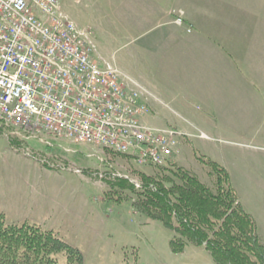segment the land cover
Listing matches in <instances>:
<instances>
[{
  "label": "rangeland",
  "instance_id": "374dc122",
  "mask_svg": "<svg viewBox=\"0 0 264 264\" xmlns=\"http://www.w3.org/2000/svg\"><path fill=\"white\" fill-rule=\"evenodd\" d=\"M120 1L59 3L64 15L91 32L94 60L116 67L127 86L141 87L153 102L155 109L148 105L141 124L184 132L178 152L164 165H139L130 155L64 137L26 133L0 121V215L4 224H35L51 230L79 250L82 264H215L203 245L189 241L183 252L173 253L169 242L178 235L142 212L137 205L143 198L141 189L132 182L141 185L144 175L169 186L179 182L176 172L183 169L215 191L216 173L204 158L226 169L239 203L252 216L264 244V97L263 109L257 113L254 109L230 112L221 115L229 119L214 125H167L166 119L182 122L181 118L188 117L175 107L159 106L151 95L150 81L161 72L154 61L159 51L150 43L154 38L160 41L168 26L140 34L132 24L136 15L132 12V22L125 27ZM179 4L176 0L179 8L170 10L174 24L177 11L186 15ZM230 117L238 118L237 122ZM52 256L58 264H66L64 251Z\"/></svg>",
  "mask_w": 264,
  "mask_h": 264
},
{
  "label": "built area",
  "instance_id": "2783aa9c",
  "mask_svg": "<svg viewBox=\"0 0 264 264\" xmlns=\"http://www.w3.org/2000/svg\"><path fill=\"white\" fill-rule=\"evenodd\" d=\"M176 12L175 23H183ZM89 30L64 15L59 0H0V121L20 131L64 137L166 164L180 132L141 124L149 112L139 88L93 58ZM138 185V184H136Z\"/></svg>",
  "mask_w": 264,
  "mask_h": 264
},
{
  "label": "crops",
  "instance_id": "0c3cea01",
  "mask_svg": "<svg viewBox=\"0 0 264 264\" xmlns=\"http://www.w3.org/2000/svg\"><path fill=\"white\" fill-rule=\"evenodd\" d=\"M180 1L186 12L183 26L171 19L170 10L176 7V0L120 1L126 15L121 24L125 27L132 22V12L136 14L132 24L140 29V34L168 26L160 41L154 38L150 43L151 48L159 51L154 61L161 72L150 81L154 89L151 95L159 106L175 107L188 117L181 118L182 122L166 119V124L214 125L220 119H229L221 115L230 112L262 110L264 1ZM252 1L258 5H252ZM189 26L191 30L187 31ZM146 99L154 110L153 102Z\"/></svg>",
  "mask_w": 264,
  "mask_h": 264
},
{
  "label": "trees",
  "instance_id": "16d2710c",
  "mask_svg": "<svg viewBox=\"0 0 264 264\" xmlns=\"http://www.w3.org/2000/svg\"><path fill=\"white\" fill-rule=\"evenodd\" d=\"M0 127V132H2ZM204 162L216 173L212 191L197 176L178 169V183L169 186L142 175L138 207L178 236L170 240L173 253L185 241L203 245L215 264H264V244L256 225L238 201L225 168L210 159ZM131 188L134 185L120 180ZM64 251L66 264H82V254L51 230L35 224H4L0 215V264H58L53 254Z\"/></svg>",
  "mask_w": 264,
  "mask_h": 264
}]
</instances>
